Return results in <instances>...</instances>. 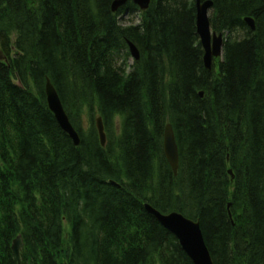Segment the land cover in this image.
<instances>
[{
  "label": "trees",
  "instance_id": "obj_1",
  "mask_svg": "<svg viewBox=\"0 0 264 264\" xmlns=\"http://www.w3.org/2000/svg\"><path fill=\"white\" fill-rule=\"evenodd\" d=\"M114 1L0 0V264H17V236L21 264H192L145 204L198 222L213 264H264V0H208L226 35L211 71L193 0Z\"/></svg>",
  "mask_w": 264,
  "mask_h": 264
},
{
  "label": "water",
  "instance_id": "obj_2",
  "mask_svg": "<svg viewBox=\"0 0 264 264\" xmlns=\"http://www.w3.org/2000/svg\"><path fill=\"white\" fill-rule=\"evenodd\" d=\"M127 1H131L140 11H145L149 5V0H115L111 5L112 12H116L120 7L124 6ZM194 4L196 12V35L203 50V66L207 71H210L213 61L220 59L222 56L223 35H216L215 32H212L210 29L209 12L212 9V3L208 0H194ZM244 23L254 32V22L251 18H245ZM128 48L132 58L135 61L138 60L137 49L131 43H128ZM44 94L47 107L53 114L57 124L61 130L70 137L73 144L78 146L79 137L69 123V119L64 112L57 92L49 79L45 81ZM199 95L201 96V94ZM96 128L99 143L101 147H104L105 136L100 118L96 119ZM162 152L172 174L176 176L179 157L174 132L170 124H166L163 131ZM228 174L232 175L231 171H229ZM228 206H230V204ZM144 209L176 238L181 249L192 264H213L205 246L198 222L186 219L178 213L162 215L147 204L144 205ZM21 248L22 239L18 236L13 240L11 246L12 254L17 264H20L19 251Z\"/></svg>",
  "mask_w": 264,
  "mask_h": 264
},
{
  "label": "rangeland",
  "instance_id": "obj_3",
  "mask_svg": "<svg viewBox=\"0 0 264 264\" xmlns=\"http://www.w3.org/2000/svg\"><path fill=\"white\" fill-rule=\"evenodd\" d=\"M133 21H134L136 24L138 23L136 17H134ZM125 24H126V23H125ZM12 36H13V35H12ZM11 39L13 40L14 38L11 37ZM1 52H2V50H1V48H0V57H2ZM127 63H128V65H130V64H131V61L129 60ZM83 116H84V118H83V121H84V120H85V114H84ZM85 125H86V124H84V126H85ZM114 132H115V136L117 137V135H118L117 129H114Z\"/></svg>",
  "mask_w": 264,
  "mask_h": 264
},
{
  "label": "bare ground",
  "instance_id": "obj_4",
  "mask_svg": "<svg viewBox=\"0 0 264 264\" xmlns=\"http://www.w3.org/2000/svg\"><path fill=\"white\" fill-rule=\"evenodd\" d=\"M127 2H131V1H127ZM131 3H132V2H131ZM132 4H133V3H132ZM125 5H126V4H125ZM125 5H124V6H125ZM149 5H150V0H149ZM149 5H148V8H149ZM124 6H122V7H124ZM122 7H120V8H122ZM120 8H119V9H120ZM148 8H147V9H148ZM119 9H118V10H119ZM147 9H146V10H147ZM146 10H145V11H146ZM145 11H143V12H145ZM122 18L125 19V20H127V19H129V18H131V17H130V15L128 16L127 14L124 13V15H122ZM133 18H134V17H133ZM137 21H138V20H137ZM134 23H135V22H134ZM137 24H138V23H137Z\"/></svg>",
  "mask_w": 264,
  "mask_h": 264
}]
</instances>
